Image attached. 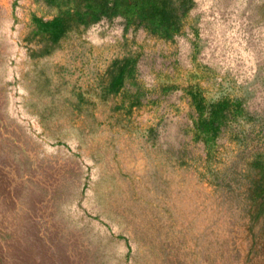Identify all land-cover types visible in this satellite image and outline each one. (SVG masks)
<instances>
[{
	"label": "rangeland",
	"instance_id": "obj_1",
	"mask_svg": "<svg viewBox=\"0 0 264 264\" xmlns=\"http://www.w3.org/2000/svg\"><path fill=\"white\" fill-rule=\"evenodd\" d=\"M28 1L0 0V264H264V0H195L199 58L243 105L168 103L160 163L95 96L79 32L25 43Z\"/></svg>",
	"mask_w": 264,
	"mask_h": 264
},
{
	"label": "crops",
	"instance_id": "obj_2",
	"mask_svg": "<svg viewBox=\"0 0 264 264\" xmlns=\"http://www.w3.org/2000/svg\"><path fill=\"white\" fill-rule=\"evenodd\" d=\"M34 1L45 12L29 8L22 26L27 28L23 39L27 40L25 43L37 42L42 48H50L54 46L52 38L40 31L39 23L52 21L68 8L73 11L75 2L80 0ZM28 2L31 5L32 1ZM72 31L80 33L86 47V65L92 67L94 81H98L95 87L99 91L95 96L108 102L106 112L111 114L117 127L145 132L147 151L155 163L162 161L158 155L160 123L165 118L168 103L169 108L185 107L188 103L196 111L211 113L212 120L215 114L242 109L241 90L199 58L197 33L190 12L181 30L168 38L154 34L139 21L131 22L120 15L102 16L88 26L71 29L69 34ZM153 45L160 61L155 75L150 73L154 70L149 60ZM116 48H121V52L113 51ZM167 60L171 68H167Z\"/></svg>",
	"mask_w": 264,
	"mask_h": 264
},
{
	"label": "trees",
	"instance_id": "obj_3",
	"mask_svg": "<svg viewBox=\"0 0 264 264\" xmlns=\"http://www.w3.org/2000/svg\"><path fill=\"white\" fill-rule=\"evenodd\" d=\"M49 1L55 3L56 0ZM193 5L194 0H80L75 2L73 11L68 8L52 21L39 23V29L44 35H50L55 46L75 27L88 26L102 16L120 15L131 22L139 21L154 34L168 38L181 30ZM257 166L260 169L259 195L264 199V163L260 161Z\"/></svg>",
	"mask_w": 264,
	"mask_h": 264
}]
</instances>
